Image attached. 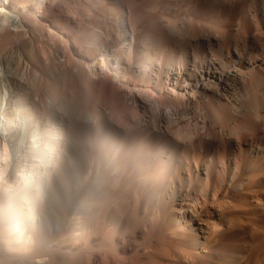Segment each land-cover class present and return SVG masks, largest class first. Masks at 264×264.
I'll return each mask as SVG.
<instances>
[{"label":"bare ground","instance_id":"1","mask_svg":"<svg viewBox=\"0 0 264 264\" xmlns=\"http://www.w3.org/2000/svg\"><path fill=\"white\" fill-rule=\"evenodd\" d=\"M0 264H264V0H0Z\"/></svg>","mask_w":264,"mask_h":264}]
</instances>
